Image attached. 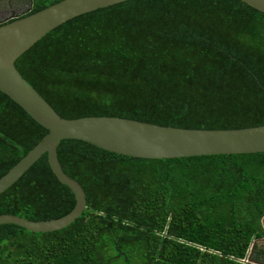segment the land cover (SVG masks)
Listing matches in <instances>:
<instances>
[{"label":"trees","instance_id":"trees-1","mask_svg":"<svg viewBox=\"0 0 264 264\" xmlns=\"http://www.w3.org/2000/svg\"><path fill=\"white\" fill-rule=\"evenodd\" d=\"M58 1L33 0L20 18ZM15 67L65 119L264 126V13L239 0L98 9L47 33ZM46 134L0 92V177ZM57 155L86 210L50 233L0 226V264H264V153L150 160L64 140ZM74 203L45 154L0 194V215L48 221Z\"/></svg>","mask_w":264,"mask_h":264},{"label":"water","instance_id":"water-1","mask_svg":"<svg viewBox=\"0 0 264 264\" xmlns=\"http://www.w3.org/2000/svg\"><path fill=\"white\" fill-rule=\"evenodd\" d=\"M125 1L129 0H61L0 25V92L47 130L42 140L0 177V194L46 154L52 173L70 190L75 201L73 209L58 219L34 222L5 214L0 215V226L15 225L32 233H50L69 226L86 210L84 190L64 173L58 160L57 148L64 140H78L112 154L150 160L264 153V126L205 130L118 117L65 119L17 71L16 60L56 27L80 15ZM239 1L264 13V0Z\"/></svg>","mask_w":264,"mask_h":264},{"label":"flooded vegetation","instance_id":"flooded-vegetation-1","mask_svg":"<svg viewBox=\"0 0 264 264\" xmlns=\"http://www.w3.org/2000/svg\"><path fill=\"white\" fill-rule=\"evenodd\" d=\"M32 2L33 0H0V25L29 12Z\"/></svg>","mask_w":264,"mask_h":264},{"label":"rangeland","instance_id":"rangeland-1","mask_svg":"<svg viewBox=\"0 0 264 264\" xmlns=\"http://www.w3.org/2000/svg\"><path fill=\"white\" fill-rule=\"evenodd\" d=\"M3 10H6V9H3ZM3 17H4V15H3ZM263 228H264V218H263ZM250 251H251V248H250V250H249V253H250Z\"/></svg>","mask_w":264,"mask_h":264}]
</instances>
